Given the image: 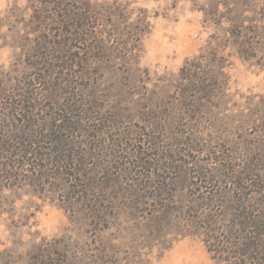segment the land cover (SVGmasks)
Returning <instances> with one entry per match:
<instances>
[{"label":"rangeland","instance_id":"374dc122","mask_svg":"<svg viewBox=\"0 0 264 264\" xmlns=\"http://www.w3.org/2000/svg\"><path fill=\"white\" fill-rule=\"evenodd\" d=\"M0 264H264V0H0Z\"/></svg>","mask_w":264,"mask_h":264}]
</instances>
